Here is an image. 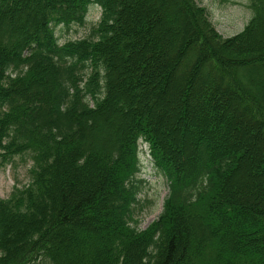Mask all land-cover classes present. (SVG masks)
Returning a JSON list of instances; mask_svg holds the SVG:
<instances>
[{"label":"trees","instance_id":"16d2710c","mask_svg":"<svg viewBox=\"0 0 264 264\" xmlns=\"http://www.w3.org/2000/svg\"><path fill=\"white\" fill-rule=\"evenodd\" d=\"M92 32L60 42L57 27ZM223 37L197 0H0V264H264V0ZM148 143L169 192L131 222Z\"/></svg>","mask_w":264,"mask_h":264},{"label":"rangeland","instance_id":"374dc122","mask_svg":"<svg viewBox=\"0 0 264 264\" xmlns=\"http://www.w3.org/2000/svg\"><path fill=\"white\" fill-rule=\"evenodd\" d=\"M209 15L217 31L225 38L241 32L253 16L251 0H197ZM102 15L99 6L89 8L87 23L83 26L57 27L56 34L63 44L88 36L97 26ZM143 147V146H141ZM144 148V147H143ZM141 152L142 166L140 178L142 183L137 192V204L131 224L146 229L155 221L163 208L169 186L165 175L156 167L151 155ZM33 160L31 154L16 155L9 161L0 160V198H9L17 188H24L32 182ZM38 264H43L42 260Z\"/></svg>","mask_w":264,"mask_h":264}]
</instances>
